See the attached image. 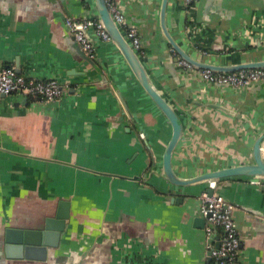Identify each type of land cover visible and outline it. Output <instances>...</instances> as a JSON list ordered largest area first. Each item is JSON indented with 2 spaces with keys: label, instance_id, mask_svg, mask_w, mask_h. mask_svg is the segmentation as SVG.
<instances>
[{
  "label": "crops",
  "instance_id": "obj_1",
  "mask_svg": "<svg viewBox=\"0 0 264 264\" xmlns=\"http://www.w3.org/2000/svg\"><path fill=\"white\" fill-rule=\"evenodd\" d=\"M117 3L124 26L137 28L151 84L181 120L176 176L252 162L264 132V80L234 87L203 79L178 63L161 0ZM65 15L98 11L94 0H0V68L63 85L56 101L0 95V264H215L206 220H197L199 194L210 186L234 204L239 264H264V188L245 175L170 182L162 167L169 120L116 44L89 29L96 56L86 58ZM164 21L198 61L264 59V0H198L190 10L166 0ZM59 199L69 201V215L58 244L44 259L6 257L4 228L39 227Z\"/></svg>",
  "mask_w": 264,
  "mask_h": 264
},
{
  "label": "built area",
  "instance_id": "obj_2",
  "mask_svg": "<svg viewBox=\"0 0 264 264\" xmlns=\"http://www.w3.org/2000/svg\"><path fill=\"white\" fill-rule=\"evenodd\" d=\"M198 0H183L187 9L193 8ZM107 8L125 39L136 51L140 48L137 28L133 25L124 26V15L117 0H105ZM190 12V11H189ZM64 23L74 41L86 58L94 59L96 48L88 31L93 32L102 40H110L105 26L98 16H84L75 18L65 15ZM178 63L191 70L197 69L203 79L221 85L241 87L255 81L264 80V67H246L232 71H219L211 68H196L183 58ZM0 93L12 94L17 97L38 96L45 101H56L63 93V85L52 77L41 78L17 72L13 66L0 68ZM251 182L264 188V177L250 179ZM234 204L218 191L209 193L202 190L199 194V213L205 217V252L214 260L215 264H239L238 250L240 238L232 217ZM216 240V243H215Z\"/></svg>",
  "mask_w": 264,
  "mask_h": 264
},
{
  "label": "water",
  "instance_id": "obj_3",
  "mask_svg": "<svg viewBox=\"0 0 264 264\" xmlns=\"http://www.w3.org/2000/svg\"><path fill=\"white\" fill-rule=\"evenodd\" d=\"M94 1L98 11V17L103 22L111 40L118 47L119 51L123 55L124 59L128 63L129 67L131 68L132 72L134 73L144 90L163 112V114L167 117L171 124V135L162 155V167L167 179L173 184L183 185L199 180H217L234 175L264 177V157L262 155V142L264 139V132L259 134L254 140L252 147V162L220 167L186 178H179L176 176L171 165V154L182 131L181 120L173 107L151 84L147 72L143 64L141 63L139 55L130 46L118 26L115 24L107 8L105 0ZM165 4L166 0H161V27L171 46L179 54V58L185 59L196 68H211L219 71H232L246 67H264V59L252 60L249 62H240L237 64L225 66L214 65L196 60L195 58L181 50V48L173 41V39L169 35L164 21ZM75 44L77 45L76 42ZM187 69L191 70L190 68ZM195 71L199 73L197 69H195ZM0 95L4 94L0 93ZM213 191L214 188L212 186L207 188V192L212 193ZM68 215L69 201L65 199H59L54 215L46 216L39 227L31 228L6 226L4 228L3 237L1 240V251L8 258L44 259L46 256L47 247L56 246L58 244L60 233L64 229L65 219L68 217ZM197 220L198 222L205 221V217L198 218Z\"/></svg>",
  "mask_w": 264,
  "mask_h": 264
}]
</instances>
